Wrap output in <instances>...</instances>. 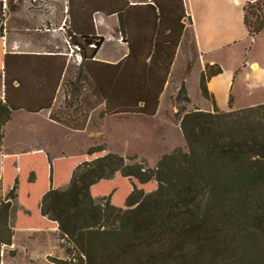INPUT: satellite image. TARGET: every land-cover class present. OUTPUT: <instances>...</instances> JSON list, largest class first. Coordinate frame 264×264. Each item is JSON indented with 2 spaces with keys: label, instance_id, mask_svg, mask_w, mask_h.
<instances>
[{
  "label": "trees",
  "instance_id": "16d2710c",
  "mask_svg": "<svg viewBox=\"0 0 264 264\" xmlns=\"http://www.w3.org/2000/svg\"><path fill=\"white\" fill-rule=\"evenodd\" d=\"M96 2L90 11L83 6V18L70 22L83 57L77 80L89 82L105 105L103 115L155 117L177 51L190 35L186 22L192 26V19L184 0H110L107 6ZM99 12L117 17L125 35L129 52L117 64L96 59L104 44L93 20ZM244 21L251 37L264 31V0L246 2ZM191 37L200 56L194 31ZM69 66L68 55L57 51L4 56L0 151L5 127L19 111H51L54 121L86 129V121L72 124L54 111ZM222 73L218 64H208L201 72L204 98L212 99L208 82ZM76 86L75 92L81 93L82 87ZM176 99L185 102L177 116L186 148L163 155L155 169L107 153L79 165L67 189L51 187L43 195L41 214L57 223L80 264H264V104L226 112L216 106L214 111H189L185 86ZM104 151L91 148L89 155ZM117 172L140 182L155 179L158 187L149 193L134 187L126 208L110 199L97 201L92 187ZM17 184L4 196L0 178V264L3 246L13 244L15 235L11 218Z\"/></svg>",
  "mask_w": 264,
  "mask_h": 264
},
{
  "label": "rangeland",
  "instance_id": "374dc122",
  "mask_svg": "<svg viewBox=\"0 0 264 264\" xmlns=\"http://www.w3.org/2000/svg\"><path fill=\"white\" fill-rule=\"evenodd\" d=\"M145 1L133 0L134 4ZM95 2L107 6L110 0H0L3 18H0V59L6 50L67 54L70 59L69 72L60 86L54 111L72 124L86 121L88 126L87 130H73L43 115L29 116L24 111L14 114L13 121L5 129L3 147L9 154L22 153L23 160L21 166V160L17 157V168L8 167L0 177L4 196L18 182L17 208L11 218L15 235L13 244L3 246L1 264H80L79 259L73 257L75 250L71 242L61 238L57 224L40 217L41 200L48 187L52 184V187L67 189L79 165L107 153L125 157L128 164L141 163L146 169H155L163 155L172 153L177 147L186 148L177 116L179 107L185 105V102L179 103L176 99L182 86L186 87L189 97L191 95L194 100L186 104L187 110H204L199 80L201 58L193 51V26L186 22L190 35L177 51L157 115H103L105 105L93 94L89 82L85 78L77 80L83 57L70 32V22L85 15L83 6L90 11ZM100 16L104 21L96 23V19L101 20ZM93 20L96 34L104 38L97 56L111 60L99 61L119 63L129 52L119 25H113L110 17L100 12L94 14ZM247 44L246 55L251 56L252 42ZM228 62L230 67L233 66V60ZM76 83L79 88L82 87L81 93L75 92ZM235 96L239 104L243 98L246 101L257 99L254 95L239 94L238 89L226 91L221 100L226 107L224 109L231 107L236 110L228 103ZM96 147L105 151L89 155L90 149ZM14 158H11L12 162ZM134 187L149 193L158 187V183L155 179L140 182L117 172L111 179L94 186L92 194L99 202L110 199L114 205L126 208V200ZM41 226L47 231L37 229Z\"/></svg>",
  "mask_w": 264,
  "mask_h": 264
},
{
  "label": "crops",
  "instance_id": "0c3cea01",
  "mask_svg": "<svg viewBox=\"0 0 264 264\" xmlns=\"http://www.w3.org/2000/svg\"><path fill=\"white\" fill-rule=\"evenodd\" d=\"M130 1L134 4L133 0ZM247 1L248 0H184L186 13L192 19L197 48L200 53V74L208 64H218L223 68L222 74L213 77L208 82V88L212 95V99L204 98L202 96V103L204 104L203 109L206 111H214L215 106L219 111H231V107L224 109L226 107H224V103L221 101L222 95L226 91L233 92L236 89H238L239 94L257 96V99L252 101H246V99L243 98L241 104H239L240 101L238 102L237 96H235L231 103L230 101L228 103L236 110L264 104V31L255 37L249 35V31L244 21V6ZM101 21H104V18L101 17V20L96 19V23H102ZM110 21L113 25H119V19L117 17H110ZM249 42H252L253 47L251 48V56L246 55L247 43ZM9 52L21 53L19 51L6 50L3 53L2 59H0V70H3L4 56ZM96 59L111 62L110 59L105 60L98 56ZM232 60L233 66L230 67L228 61L231 62ZM3 88V81H1L0 97L3 96ZM190 99L192 102L194 101L191 95ZM237 106L239 107L237 108ZM159 111L160 106L158 112ZM23 113L36 117L43 115L46 119L63 125L50 118L51 111H43L38 114H31L26 111ZM14 117L15 115H13L12 120L6 125L5 129L13 121ZM85 130H87V128ZM35 151L41 152V150ZM21 154L22 153L9 154L4 151V147L2 148L0 151V177L6 172L8 167H13L14 170L17 168V157L21 160L19 165L22 166L23 156ZM14 157H16V159ZM11 158H14L13 162L11 161ZM51 187L52 184L48 189ZM53 188H55L54 185ZM40 217L49 220L41 214V209ZM41 222H43V220H41ZM37 229H40V231L43 232L47 231L43 226Z\"/></svg>",
  "mask_w": 264,
  "mask_h": 264
}]
</instances>
